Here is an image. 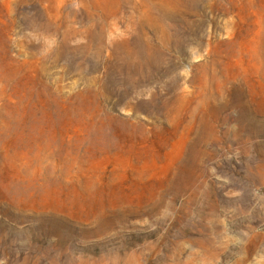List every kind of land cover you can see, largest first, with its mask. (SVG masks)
I'll return each mask as SVG.
<instances>
[{
    "label": "rangeland",
    "instance_id": "374dc122",
    "mask_svg": "<svg viewBox=\"0 0 264 264\" xmlns=\"http://www.w3.org/2000/svg\"><path fill=\"white\" fill-rule=\"evenodd\" d=\"M0 264H264V0H0Z\"/></svg>",
    "mask_w": 264,
    "mask_h": 264
}]
</instances>
